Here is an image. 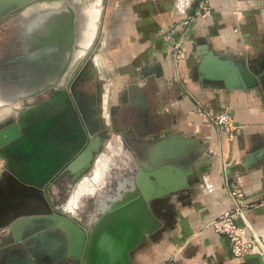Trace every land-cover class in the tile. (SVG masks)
Returning <instances> with one entry per match:
<instances>
[{"label":"crops","instance_id":"1","mask_svg":"<svg viewBox=\"0 0 264 264\" xmlns=\"http://www.w3.org/2000/svg\"><path fill=\"white\" fill-rule=\"evenodd\" d=\"M197 4L198 0H103L98 55L80 90L86 98L93 97L99 79L105 80L107 74L116 76L106 93L108 98L105 96L108 102L90 106V117L92 114L100 124V114L105 113L108 128L113 125L114 130L123 131L146 113L148 119L165 124L162 132L166 134L193 136L211 160L204 179L195 180L197 186L188 189L176 204L177 215L139 245L134 264H162L177 251L178 264H264L258 255L233 258L228 241L206 228L229 207L223 183L227 177L255 205L246 215L264 238V0H208L211 15L191 24L182 58L175 63L171 42L179 32L172 33L169 41L164 37L191 15ZM40 6L54 4L42 2ZM148 66L150 72L142 79L141 69ZM242 68L255 75L257 86L237 88L244 83L239 76ZM27 86H39V0L0 24V96L16 94ZM142 103L148 106L143 112L136 108ZM197 103L214 112H227L235 127L233 138L200 120L195 113ZM37 104L33 101L30 106ZM108 105L116 106L115 116ZM28 107L0 103V123H11L12 111H17L23 125L18 134L39 139V144H29L41 165L48 152L56 157L63 151L58 143L48 146V152L41 144L49 131L59 127L40 132L39 119L45 114L29 112ZM65 129L71 139V132ZM117 148L118 142L111 138L100 157L110 159L98 160L93 170L75 179L68 198L55 204L70 217L86 222L94 207L109 206L118 195L122 197L128 188L130 160L120 159L122 153ZM4 165L0 157V177ZM3 183L0 178V190ZM53 195L57 198V189ZM4 259L20 261L12 253H6Z\"/></svg>","mask_w":264,"mask_h":264},{"label":"water","instance_id":"2","mask_svg":"<svg viewBox=\"0 0 264 264\" xmlns=\"http://www.w3.org/2000/svg\"><path fill=\"white\" fill-rule=\"evenodd\" d=\"M33 1L0 0V24L20 14ZM45 1L52 0H39ZM102 4L103 0H59L52 7L39 5L40 24L46 25L48 32L59 36L54 37V43L47 51L55 54L54 61L57 64H50L39 73V86H27L16 94L0 96L2 105L11 106L23 100L31 103L39 95L49 91L53 94L60 92L76 117L77 123L72 130L74 137L71 135V139L65 123L59 124V128L53 132L59 149H68L69 153L63 158L62 155L68 150L60 152L61 157L57 160L59 163L52 169H49L50 165L43 169L34 159L36 150L30 147L32 143L39 144V139L18 134V129H23L19 118L10 126L6 122L1 123L0 157L5 160V165L0 178L4 180L5 190H0V205L10 204L14 208L22 205L27 208L18 209L14 213L13 224L25 217L55 215L66 219L79 232L77 251H67L65 238L55 256L50 251L42 252L39 235L45 238L54 233L60 236L63 232L56 227H29V221H26L21 230L13 233V242L4 251L0 250V264H134V255L139 245L159 230L162 224L166 225L170 217L177 215L176 204L187 195L188 189L197 186L195 180L204 179L210 168V158L204 154V147L193 136L166 134L162 132L165 127L163 122L148 119L144 113L134 124L122 129L123 131L119 128L115 130L120 131L124 137L128 146H124L122 141L121 143L129 152L130 160V176L126 181L128 188L122 197L118 195L119 198L109 206L94 207V214L85 223L70 217L61 206L49 203L47 197L53 183L62 179L66 173L72 176V181L78 178L81 174L74 176L70 168L80 165L87 158L92 161L94 153L102 146L98 132L103 128L92 114L89 116L91 107L87 104L85 94L78 89L92 65V60L88 57L99 33ZM94 7L98 8L99 16L93 30ZM53 47L54 51L51 50ZM97 50L98 48L94 51ZM239 76L244 80V83L237 86L239 89H250L259 84L255 75L246 68L239 70ZM69 78L73 79L70 93L67 90ZM147 107L146 103H142L136 108L143 112ZM33 114L35 113L30 115ZM51 132L42 138L43 151L48 152V146H52L48 137ZM16 156L20 158H15ZM46 160L50 158L47 157ZM203 166L206 168L199 172ZM88 167L84 166L82 172L85 173ZM39 203V208L27 205L37 207ZM135 215L138 218L136 216L132 221L131 218ZM34 246L39 247L35 252L31 250ZM26 250L32 253L24 258L23 253ZM6 253L16 255L20 261L3 260Z\"/></svg>","mask_w":264,"mask_h":264},{"label":"built area","instance_id":"3","mask_svg":"<svg viewBox=\"0 0 264 264\" xmlns=\"http://www.w3.org/2000/svg\"><path fill=\"white\" fill-rule=\"evenodd\" d=\"M211 15L208 0H198V4L191 15L182 19L171 32L166 34L164 39L171 40L172 33L179 32V37L171 42V56L177 63L183 55L184 43L191 24L197 20ZM195 113L204 123L217 127L220 133L233 138L235 127L232 117L225 111L214 112L204 108L197 103ZM226 165L221 168V174L224 175ZM223 183L227 191L229 207L223 210L206 228H210L215 234L223 236L229 243L231 256L240 259L249 255H258L264 261V238L257 232L246 215L249 208L255 205L251 204L245 197L241 187L231 184L227 177L223 178ZM178 251L169 256L162 264H178Z\"/></svg>","mask_w":264,"mask_h":264},{"label":"bare ground","instance_id":"4","mask_svg":"<svg viewBox=\"0 0 264 264\" xmlns=\"http://www.w3.org/2000/svg\"><path fill=\"white\" fill-rule=\"evenodd\" d=\"M41 3L42 2H39V5H41ZM93 12H94V17H93L92 29L94 30V28H95V24L94 23L96 22V19L99 16L98 8L94 7V10L92 11V15H93ZM150 66L151 67L152 66L153 67H157L159 65H153L152 64ZM149 68L150 67L148 66V67H143L141 69V71H142L140 73L141 78L144 76L145 73L150 72ZM90 72H91V68H89L87 70V72L85 73V76H89ZM34 110L39 111V115L45 114V118L42 119V117H41V121L39 122V131L40 132L44 131L42 129H45V128H53L54 129V127L58 126L59 124L65 123V124L68 125V126H65V128L67 127V129H69V132H71V135L74 137V135L72 133V130L75 129L77 120H76L75 115L72 113L69 104L64 100V96L60 92H55L53 94L52 98L48 102H46V103H44L42 105L37 104V105H32V106L28 107V111L29 112L30 111H34ZM105 115H106L105 113H101L100 114V118H99L100 121H101L100 122V126L103 129H105L108 126L107 121L105 119ZM11 129H14V128L11 127ZM12 132H15V131L12 130ZM45 132H46V130H45ZM64 150L67 151L68 149H63V151ZM117 151L119 153H122V154L119 155L120 159L124 158L126 160H129V152H127V150H125V147L122 146V143H121L120 140L118 142ZM68 153H69V150H68L67 153L62 155L63 158L66 157ZM52 156L53 155L51 154V152H48L47 153V157H49V158L51 157L50 160H46L47 157H44L45 159L40 165V166L43 167V169L46 168L49 165H50L49 169H52L56 164L59 163V161H57V160L61 157V155H58L59 157L58 156H56V157L53 156L52 157ZM108 159H110V157H108V158L107 157L99 158V161L105 162ZM90 165H91V161H90L89 158H87L86 160L82 161V163L80 165L71 167L70 168V172L74 176L80 175V174L82 176H84V173L82 172L84 166H90ZM98 171L100 172L101 170H98ZM64 209L68 210L67 205H66V207H64ZM26 221H29L28 226L29 225H34V226H39V228H44V227H53V228H55L56 227V228H59L63 232V234H60V236L57 235L56 233L52 234L50 236V239H52V240H48V241L42 240V238H44V237H41L39 235V240L41 239L40 240V249H41L42 252L50 251V253L55 256L57 254L58 250H59L60 244H62L63 241L65 242V238H66V242L65 243L67 245L66 246L67 251L71 252V253H75L77 251V247H78L79 241H80L79 232L66 219L60 218V217L55 216V215L50 216V217H41V216H39V217L20 218L13 224V227L11 228L10 232L12 234L13 233H17L18 230H21L22 226H24V224H26L25 223ZM82 222L85 223V221H82Z\"/></svg>","mask_w":264,"mask_h":264},{"label":"rangeland","instance_id":"5","mask_svg":"<svg viewBox=\"0 0 264 264\" xmlns=\"http://www.w3.org/2000/svg\"><path fill=\"white\" fill-rule=\"evenodd\" d=\"M99 40H100V33H98L97 40H96L95 44L93 45V49L89 53V57H88L89 59L92 60V63L93 64H94V58H96V56L98 55V51L99 50L98 51H94V50L96 48H98ZM107 75H104L103 76L105 78V80H102V78H101V80L99 79V81L96 82V85H95V91L96 92L93 93V95H92L93 97H90V95L88 96L89 98L87 97L88 98V105L89 106H92V105L96 104V106L99 107L101 105V103H103V100L104 101L107 100L105 98V96H106V93H109L108 88L109 87L110 88L113 87V84L112 83L114 81V77L116 78V76L113 77L110 74H107ZM94 95L96 96L95 98H94ZM107 102H108V100H107ZM30 104L31 103H28L25 100L16 103V105L19 108L20 107H22V108L28 107V106H30ZM13 105H15V104H13ZM13 105H11V106H13ZM106 106H107V104H106ZM14 110H16V109H14ZM108 111H109V113H111V115H114V114L116 115V112L118 110H117L116 106H112V105L109 106L108 105ZM16 114H17V111H15V114H13V111H12V116L13 117L11 119V123H8L7 122V124H8L7 126L12 125V124H15L17 122V119L18 118H17ZM0 125H1V123H0ZM115 127L116 126L111 125V127H109L108 129H104V130H101V131L98 132V135L102 139V146H101V148L99 149L98 152L94 153L93 159L91 161V165H90V167H88L85 170V174L94 169V166L96 165V163L99 160V158L101 157V155L104 153L105 147H106L107 143L110 141L111 138L116 139V142H119L118 140L121 139L124 142V145L126 146L125 141H124V137L121 135V133L118 134L113 129ZM65 176H66V178L69 177L68 173H66ZM75 182H76V180L72 181L71 179H66V181H64V182L62 181V179H59V180L55 181L53 183V186L50 189L51 193H49V196L52 198V201L54 203L56 201H60V202L65 201L66 198L68 197L70 191L73 189V186L75 185ZM54 189L55 190L57 189V198H56L55 195H53L54 194ZM27 205H29L31 207H35V208L41 207L40 203L37 204V207H36V205H30V204H27ZM13 222H14L13 217H10V219L8 218L5 221H3L2 223H0V250H3L4 251V249L9 245V243L13 242V237L14 236L10 232L11 225L13 224ZM48 240H51L50 239V236L44 238V241H48ZM16 248L21 249L20 247H16ZM38 248L39 247L34 246V247H31V250L33 252H35V251L38 250ZM30 253H32V252L26 250L25 253H23V257L26 258L27 257V254H30Z\"/></svg>","mask_w":264,"mask_h":264},{"label":"flooded vegetation","instance_id":"6","mask_svg":"<svg viewBox=\"0 0 264 264\" xmlns=\"http://www.w3.org/2000/svg\"><path fill=\"white\" fill-rule=\"evenodd\" d=\"M45 2L48 3V5H53V4L56 5L57 3H59V0H52V1H45ZM64 4L66 6H68V3L65 2ZM45 28H46V25H42L39 22V73L42 70H44V68L48 67L50 64H52V65L57 64V63H55L56 61H54L55 54H50L47 51H48V48H51V46L53 45L54 37H59V36L56 34L48 32L47 29H45ZM92 49H93V47H92ZM51 50L54 51L55 48L53 47V49H51ZM72 82H73L72 78H69L67 80L68 93H70V87H71ZM80 88H81V85H79L78 89L80 90ZM52 95H53V93L50 91L46 92L44 94H41V95H39V97L36 98L34 103H39V105H42V104L48 102L51 99ZM40 121H41V119H39V122ZM48 137L50 138V141L54 145V143H55L54 138L56 137V135L53 134V132H51V134ZM71 177L72 176H69L66 178V176H64L62 178V181L64 182V181H66V179H71ZM3 190H5V188H3ZM49 193H51V191H49ZM47 199H49L50 204L53 203L55 205V203L52 201V198L50 196L47 197ZM18 209L26 210L27 208H25V206H22V205H18L17 208L12 207L10 204L0 205V223H2L3 221H5L8 218L10 219V217H13L14 213H17L16 211H18Z\"/></svg>","mask_w":264,"mask_h":264}]
</instances>
